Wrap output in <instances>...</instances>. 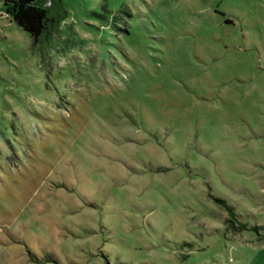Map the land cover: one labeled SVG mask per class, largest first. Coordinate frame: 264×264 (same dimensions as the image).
I'll use <instances>...</instances> for the list:
<instances>
[{"label":"rangeland","instance_id":"374dc122","mask_svg":"<svg viewBox=\"0 0 264 264\" xmlns=\"http://www.w3.org/2000/svg\"><path fill=\"white\" fill-rule=\"evenodd\" d=\"M63 3L0 0V264H264V0Z\"/></svg>","mask_w":264,"mask_h":264},{"label":"trees","instance_id":"16d2710c","mask_svg":"<svg viewBox=\"0 0 264 264\" xmlns=\"http://www.w3.org/2000/svg\"><path fill=\"white\" fill-rule=\"evenodd\" d=\"M4 5L7 13L32 37L35 44L43 39L48 40L67 17L63 0H4ZM216 200L228 212V216L225 217L228 227H233L236 231L254 230L260 235L258 226L249 227L245 222L236 218L233 206L225 199L216 197ZM47 259L48 261L53 260L51 257Z\"/></svg>","mask_w":264,"mask_h":264}]
</instances>
